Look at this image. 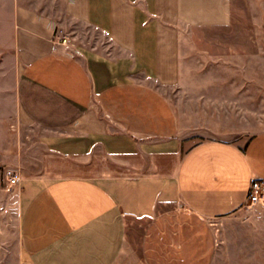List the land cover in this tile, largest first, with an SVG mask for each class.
<instances>
[{
	"label": "crops",
	"instance_id": "1",
	"mask_svg": "<svg viewBox=\"0 0 264 264\" xmlns=\"http://www.w3.org/2000/svg\"><path fill=\"white\" fill-rule=\"evenodd\" d=\"M248 2L14 1L18 113L45 130L47 161L19 179L22 263L147 264L129 239L135 218L247 204L264 130L184 147L163 88L180 80L189 33L230 26Z\"/></svg>",
	"mask_w": 264,
	"mask_h": 264
},
{
	"label": "rangeland",
	"instance_id": "2",
	"mask_svg": "<svg viewBox=\"0 0 264 264\" xmlns=\"http://www.w3.org/2000/svg\"><path fill=\"white\" fill-rule=\"evenodd\" d=\"M14 1L0 0V264H25L19 179L41 172L47 162L40 139L45 130L22 123L18 113ZM248 1L245 15L230 26L189 33L180 80L163 88L184 147L213 138L244 141L264 130V0ZM128 234L147 264H264V199L223 217L182 207L135 218Z\"/></svg>",
	"mask_w": 264,
	"mask_h": 264
},
{
	"label": "built area",
	"instance_id": "3",
	"mask_svg": "<svg viewBox=\"0 0 264 264\" xmlns=\"http://www.w3.org/2000/svg\"><path fill=\"white\" fill-rule=\"evenodd\" d=\"M62 42H66V38H62ZM17 176H11V181L15 182ZM264 199V178L254 179L251 184L250 192L248 195V202L246 205L252 206Z\"/></svg>",
	"mask_w": 264,
	"mask_h": 264
}]
</instances>
